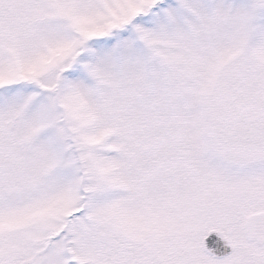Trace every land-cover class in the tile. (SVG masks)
<instances>
[{
	"label": "snow or ice",
	"instance_id": "obj_1",
	"mask_svg": "<svg viewBox=\"0 0 264 264\" xmlns=\"http://www.w3.org/2000/svg\"><path fill=\"white\" fill-rule=\"evenodd\" d=\"M0 264H264V0H0Z\"/></svg>",
	"mask_w": 264,
	"mask_h": 264
}]
</instances>
